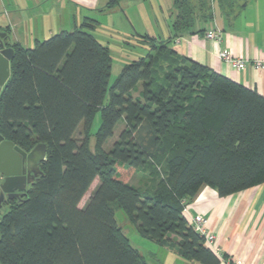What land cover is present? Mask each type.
Segmentation results:
<instances>
[{
	"label": "trees",
	"instance_id": "1",
	"mask_svg": "<svg viewBox=\"0 0 264 264\" xmlns=\"http://www.w3.org/2000/svg\"><path fill=\"white\" fill-rule=\"evenodd\" d=\"M121 1L108 0L105 7ZM210 1L228 18L247 2ZM210 1L175 0L173 37L189 32L198 17L212 20ZM98 25L85 19L31 48L5 41L13 56L0 92V136L25 152L44 144L45 159L19 198L2 205L0 264H148L121 232L115 208L141 238L188 262L219 264L183 204L202 187L226 197L264 184V95L178 57L168 47L172 38L138 34L146 56L126 63L108 86V49L84 30ZM158 56L183 62L170 64L159 83ZM143 170L162 174L151 189L128 182Z\"/></svg>",
	"mask_w": 264,
	"mask_h": 264
},
{
	"label": "crops",
	"instance_id": "2",
	"mask_svg": "<svg viewBox=\"0 0 264 264\" xmlns=\"http://www.w3.org/2000/svg\"><path fill=\"white\" fill-rule=\"evenodd\" d=\"M107 1L0 0V32H5L9 45L31 48L36 41L79 27L85 19H94L101 26V18L110 12L117 13L115 11H120L141 30L144 25L139 16L144 15L149 25L165 23L167 34L158 39L172 38L168 47L178 57L207 66L215 73L264 95V70L249 65L256 58H264V0H247L235 18L226 17L218 3L209 0L212 20L204 21L198 17L191 30L179 37H173L171 28L175 0H122L111 9L105 7ZM165 14H168L167 19ZM139 30L136 34L142 35ZM216 30L221 32L219 42L205 38L207 32ZM220 50L230 51L249 64L243 70L232 69L219 60ZM187 207L190 215H202L206 230L216 236L219 264L228 260L264 264V184L226 197H218L214 190L202 187ZM167 253L164 263L159 264H197L170 251Z\"/></svg>",
	"mask_w": 264,
	"mask_h": 264
},
{
	"label": "rangeland",
	"instance_id": "3",
	"mask_svg": "<svg viewBox=\"0 0 264 264\" xmlns=\"http://www.w3.org/2000/svg\"><path fill=\"white\" fill-rule=\"evenodd\" d=\"M117 13H109L101 18V26H96L94 30H90L84 28L85 31L91 33L93 37L99 41L100 44L105 46L108 49L110 59H111V68L110 74L108 78V86L112 85L117 76L119 75L121 69L124 65L131 60H135L140 57L146 56L147 48L145 46L140 45V43L136 39V33L138 32V26L130 23L129 20L123 15L120 11H115ZM95 16H92L94 18ZM140 20H142V25L144 28H140L142 31V35H148L150 37H154L158 39V37H165L167 34L165 23L162 21L160 26L158 25H149L145 21L144 15L139 16ZM163 16H161L162 19ZM164 18H168V14H165ZM147 19V18H146ZM152 20V19H151ZM165 39V38H164ZM33 47V46H31ZM159 58V69L155 74L156 81L162 82L164 73L167 71L168 66L175 64L178 62L183 64L181 61H172L170 59L164 60L163 56H158ZM156 66V64H155ZM140 91V84L137 87V90L132 93L133 97L138 96V92ZM107 98H105L106 101ZM100 126V115L96 113L91 126H90V137H89V149L92 152H96L94 150L95 144V134ZM122 129V124L118 125L113 133V136L107 140V142L103 145L104 151H108L112 142L116 139L117 134ZM81 128L79 127L78 132L76 134L77 138H81L80 132ZM178 150V149H175ZM162 175V174H161ZM156 171L152 172L151 170H143L138 172L137 174L132 175L128 182L136 188L151 189L154 187L159 179L161 178ZM98 184V179H95L91 186L89 187L86 194L83 196L79 203V207L82 208L94 187ZM2 210V208H1ZM114 218L119 226L121 232L128 238L130 245L137 249L139 253L144 257L145 261L148 264H159L164 263L165 254H168L167 250L158 246L156 243L151 240L141 238L135 231L134 226L130 223L127 216L124 212L118 208L114 210Z\"/></svg>",
	"mask_w": 264,
	"mask_h": 264
},
{
	"label": "water",
	"instance_id": "4",
	"mask_svg": "<svg viewBox=\"0 0 264 264\" xmlns=\"http://www.w3.org/2000/svg\"><path fill=\"white\" fill-rule=\"evenodd\" d=\"M6 34L0 32V92L9 79V61L13 49L5 46ZM45 159V145L37 144L25 152L0 136V219L6 199L19 198L21 191L40 174L39 164Z\"/></svg>",
	"mask_w": 264,
	"mask_h": 264
},
{
	"label": "built area",
	"instance_id": "5",
	"mask_svg": "<svg viewBox=\"0 0 264 264\" xmlns=\"http://www.w3.org/2000/svg\"><path fill=\"white\" fill-rule=\"evenodd\" d=\"M221 36V32L219 30L207 32L205 34V38L207 40H213L219 42ZM218 58L224 64L230 66V68L235 70H243L249 62L242 60L241 58L235 57L232 55L230 51L227 50H220L218 52ZM251 66L264 70V58H256L255 60L251 61ZM183 213L186 218L189 220V223L193 227L194 231L200 234L203 237L204 243L207 247H209L212 252L216 255H220V250L216 245V236L214 234H210L205 228V219L202 215H190L188 211L187 204H183ZM225 264H243L240 261L236 260H228Z\"/></svg>",
	"mask_w": 264,
	"mask_h": 264
},
{
	"label": "flooded vegetation",
	"instance_id": "6",
	"mask_svg": "<svg viewBox=\"0 0 264 264\" xmlns=\"http://www.w3.org/2000/svg\"><path fill=\"white\" fill-rule=\"evenodd\" d=\"M22 192V191H21Z\"/></svg>",
	"mask_w": 264,
	"mask_h": 264
}]
</instances>
